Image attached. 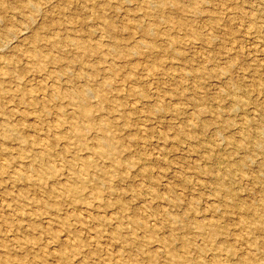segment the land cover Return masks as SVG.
<instances>
[{
    "label": "rangeland",
    "instance_id": "obj_1",
    "mask_svg": "<svg viewBox=\"0 0 264 264\" xmlns=\"http://www.w3.org/2000/svg\"><path fill=\"white\" fill-rule=\"evenodd\" d=\"M0 264H264V0H0Z\"/></svg>",
    "mask_w": 264,
    "mask_h": 264
},
{
    "label": "bare ground",
    "instance_id": "obj_2",
    "mask_svg": "<svg viewBox=\"0 0 264 264\" xmlns=\"http://www.w3.org/2000/svg\"><path fill=\"white\" fill-rule=\"evenodd\" d=\"M153 4V3H152ZM94 18V17H93ZM37 80V79H36ZM5 162V161H4ZM23 173V172H22ZM135 191V190H134ZM108 252V251H107ZM180 256V255H179Z\"/></svg>",
    "mask_w": 264,
    "mask_h": 264
}]
</instances>
